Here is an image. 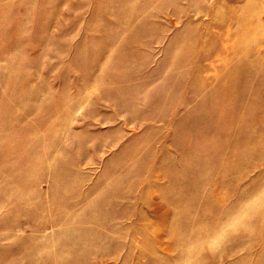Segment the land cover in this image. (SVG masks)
Segmentation results:
<instances>
[{
  "label": "rangeland",
  "instance_id": "rangeland-1",
  "mask_svg": "<svg viewBox=\"0 0 264 264\" xmlns=\"http://www.w3.org/2000/svg\"><path fill=\"white\" fill-rule=\"evenodd\" d=\"M0 264H264V0H0Z\"/></svg>",
  "mask_w": 264,
  "mask_h": 264
}]
</instances>
